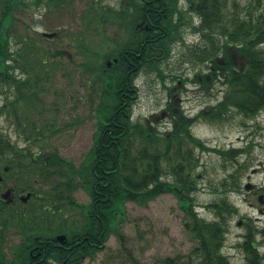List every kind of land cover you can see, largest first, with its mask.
<instances>
[{
  "label": "rangeland",
  "instance_id": "374dc122",
  "mask_svg": "<svg viewBox=\"0 0 264 264\" xmlns=\"http://www.w3.org/2000/svg\"><path fill=\"white\" fill-rule=\"evenodd\" d=\"M103 1L106 4H116V0ZM249 1L227 0L225 10L229 17L234 11L245 14ZM24 2L29 7L23 12H15L13 27L9 26V37L11 36L12 48L15 51L19 49L20 52L22 67L16 66L17 78L21 82L28 79L33 83V88L23 84L18 88L14 84L8 90L2 85V80L0 107L8 102L7 94L9 101H13L21 91L30 93L41 89L33 97L35 106L22 109L21 103L17 105L18 111L7 106L6 113H0V133L8 135L10 141L13 140L21 147H30L33 155L44 153L45 157L51 152H58L61 157L68 158L79 166L93 145V134L98 123L97 110L103 93L101 83L94 81L93 72L86 67L103 61L90 50L118 47L126 42L123 37L128 35V31L117 27L113 22L106 23L104 27L100 24L104 31L102 34V29H99V34L94 29L86 30V13L95 4L93 0H70V5L64 4L65 6L58 8H49L45 3L35 7L34 0ZM184 5L188 6L186 1ZM251 6L255 11L252 12L253 15L264 13V0H252ZM215 10L216 7H210L212 25L215 23ZM189 15L192 16V13ZM195 20V24L200 23V16H196ZM185 26L181 30V39L185 42L178 40L171 41V45L168 43V49L165 53L162 52L164 55H152L147 60L149 65L146 64L133 80L134 86L138 88L132 110L133 119L149 118L163 131L171 126L168 109L171 100L194 117L223 100L227 90L225 83L217 79L208 84L206 89L198 82V74L208 72L207 64L192 60L191 52L205 41L200 28L198 30L191 25ZM44 32L56 34L49 37ZM216 35H213L214 39ZM32 42L39 46L33 54L39 56L47 53V64L39 73L32 69L31 74H26L22 70L25 66L24 57L30 51L29 45ZM257 48L264 52V42L258 44ZM52 52L55 57H52ZM152 60L158 62L164 75L154 69ZM237 64L243 65V62L238 59ZM38 77L42 79L37 84L39 86H36L34 82ZM7 80L6 78L4 82ZM8 105L13 107L10 102ZM34 122L39 127H35ZM20 125L23 126L21 132L18 131ZM193 133L211 148L204 151L197 149L201 165L196 168L198 190L192 193L195 208L200 216L214 219V210L217 209L214 202L227 197L230 202H227L228 207L234 205L237 212H225L227 231L222 250L232 264H246V254L241 243L248 234L249 226L253 225L256 240L260 239L258 231L264 228V202L259 200V195L264 194V109L254 118H245L235 108H230L228 115L222 120L196 119ZM215 149H228L232 154L230 157H223ZM23 160L25 165L31 163L30 157H23ZM25 165L7 174L5 183L8 186L14 185L18 190L28 186L35 190H48L58 178L57 174L40 176L34 164L32 167ZM232 173L236 175V181H231ZM226 178L229 180L227 187L223 184ZM237 182H241L240 190L236 188ZM248 182L254 184L253 189L246 190ZM26 193L27 191L23 193L24 197L27 196ZM73 194L79 204H87L91 200L82 186L76 187ZM39 202L37 198L26 202L18 200L0 211V238L4 236L5 247L15 246L19 242L21 231H25V235L26 231L32 233L30 226L34 227V223L28 220L40 213V208L36 207ZM2 203L4 202H0V205ZM125 208L126 217L120 223L125 239L121 240L115 233L109 234L103 244L104 249L96 251L93 257H87L81 264H157L159 259L166 257H180L185 262L198 245V240L190 229L189 218L174 193L161 194L145 206L128 201ZM21 209L29 212L26 213L24 222L13 215L14 210L22 211ZM65 214L68 215L70 225H80V214H73L71 208H65L63 216ZM61 218L59 214L56 215L55 223H59ZM239 221L242 223L239 224ZM35 236H38L37 232Z\"/></svg>",
  "mask_w": 264,
  "mask_h": 264
},
{
  "label": "trees",
  "instance_id": "16d2710c",
  "mask_svg": "<svg viewBox=\"0 0 264 264\" xmlns=\"http://www.w3.org/2000/svg\"><path fill=\"white\" fill-rule=\"evenodd\" d=\"M16 1L0 0V79L7 77V87L15 84L19 88L23 84L33 88L31 86L33 83L28 79L21 82L11 73L16 66L22 65L19 49H17L19 53L12 55L9 46L11 28L9 26L12 24L10 9H16ZM199 1L198 12L202 21L200 30L205 42L191 52V57L194 61L207 64L208 72H201L197 79L203 88L206 89L208 84L216 79L225 83L227 90L223 100L202 110L194 117L189 116L183 109L177 107L176 101L171 100L168 105L171 126L164 131L149 118L134 120L132 110L138 88H134L133 77L138 70H133L128 75V70L123 68L127 63L124 49H129L130 46L125 42L109 50H90L102 61L118 58V62L107 70L102 63L86 65L87 69L93 72L94 81L101 83L103 93L97 110L98 123L93 135V145L81 165L77 166L68 158L61 157L58 152L46 155L42 165H38L40 158L32 154L30 147H21L20 144L13 143L9 139V154L18 161L9 159L12 170L20 164H26L23 157H30L31 163L25 166L32 167L31 165L34 164L38 175L43 177L58 175L51 189L45 192L39 190L41 203L37 207L40 208V213L28 220L34 223V227L30 226L33 234L26 231V238L31 239L37 232L40 239L45 242L41 247L49 249L57 242L55 236L60 233L67 235V244L71 246L77 237L74 235L76 230L81 233V238L88 237L83 243L74 242L77 245L72 251L67 252L61 247H56L54 254L52 250H47L45 257L53 256L59 261L70 257L71 264L82 263L85 257H93L98 249H104L103 244L109 234L115 233L121 240L125 239L120 223L126 217V202L133 201L145 206L159 195L172 192L178 197L180 206L189 218L190 229L197 238L198 245L185 262L180 257H166L159 259L157 264H232L222 249L227 231L226 213L234 214L237 209L234 205L228 207L230 202L225 197L221 201L214 202L213 205L217 208L214 210L216 217L210 220L198 214L193 201L192 193L198 190L196 168L201 165L197 149L201 151L211 149L202 139L194 135L193 124L196 119L201 118L210 121L222 120L228 115L230 108H235L245 118H254L264 109V52L257 48L258 44L264 42V13L253 15L252 12L255 11L252 10V0H250L245 14H241L242 11H234L229 17L225 10L227 0H216L214 33L211 23V3L209 0ZM8 2L9 9H6ZM59 6L60 3L57 4V7ZM86 16L88 27L93 23L103 24L110 20L108 12L99 11L95 5L90 6ZM95 29L99 34V29L102 28L96 26ZM214 34H217L216 39L213 37ZM153 42L146 47L149 49L146 61L152 55L161 54L168 49V42L165 40ZM29 46L30 51L24 57L23 70L26 74H31L32 69H36L39 73L47 64V53L37 56L33 53L39 46L34 42ZM84 48L89 50L85 46ZM52 57H55L54 52ZM238 59L243 65L237 64ZM6 66L8 73L3 74ZM152 66L164 75L156 60H152ZM41 79L42 77H38L34 84L39 86L37 84ZM40 89L32 90L30 93L19 92L16 100L10 102L13 107L9 106V108L18 111L17 105L21 103L22 109L35 106L33 97ZM34 126L39 127L35 122ZM18 129L21 132L23 126L20 125ZM214 151L223 157H230L232 154L228 149ZM230 179L236 181V175L232 173ZM228 181V178L223 180L225 187L228 186ZM78 186L86 189L91 197L90 203L76 202L73 193ZM29 188L33 189L32 186ZM236 188L241 189V182H237ZM33 195H37L35 191ZM9 205L4 202L0 211ZM65 208H71L73 214L81 215L80 225L72 223L70 225L68 215L63 216ZM33 211L36 213V208ZM27 212L25 209L14 210L13 215L24 222ZM58 214L62 218L59 223H55L54 216ZM254 231L255 229L250 227L245 240L241 243L248 257L246 264H255L259 259ZM26 244L27 242L25 247Z\"/></svg>",
  "mask_w": 264,
  "mask_h": 264
},
{
  "label": "flooded vegetation",
  "instance_id": "af4514ba",
  "mask_svg": "<svg viewBox=\"0 0 264 264\" xmlns=\"http://www.w3.org/2000/svg\"><path fill=\"white\" fill-rule=\"evenodd\" d=\"M24 1L25 0H17L16 9H10L12 26L13 20L15 19V12H23L27 6L29 7V5L25 4ZM185 1L188 5L187 7L184 5ZM209 1L211 3V7L215 8L216 0ZM44 3L49 8H58V3H60L62 7L64 4L70 5V0H34L35 7H39ZM199 4V0H116L115 5H111L108 2L106 4L102 1L101 5H103L104 8H107L110 16L109 19H112L114 25L116 24L117 27L128 31V35H124L123 37L125 41L130 44L129 49H124V56L127 58V63L124 64L123 68L128 70V75H130L133 70L142 69V67L146 65V59L149 53V49L146 47L149 43L151 44L152 41H154L153 43L157 42V40H165L166 42H175L178 40L182 41L181 30L185 25V27L195 25V18L196 16H199ZM9 5L10 4L8 2L6 9H9ZM189 13H192V16H190ZM6 30L5 32L8 36V32ZM151 32L153 34H150ZM213 32L215 33L214 25ZM10 38L11 36L9 37V46L11 48L12 55H15L18 51H15L12 48ZM184 42L185 41L183 40L182 43ZM112 66L113 64L110 65L109 68ZM7 73L8 71L6 66L3 74ZM8 141V135L1 132L0 177H2V179L0 180V202L5 201L3 199V195L6 191L10 190L9 196L14 199L12 201L13 203L14 201L21 200L23 193H19L16 186H8L5 183L7 174L11 167L9 165ZM2 206L3 205H0V207ZM19 230L21 231V229ZM20 233L21 237H19V242L15 246L9 248L5 247L6 240L3 238L4 236H1L0 264H71L72 259H70V257L65 258L63 261H59L53 256H49L48 258L45 257V253L47 250H52V253L54 254L56 247H61V249H65L69 252L72 251L75 245L88 240L87 236L84 239L81 238V233L76 230L74 235L77 237L74 239L71 246L67 244L68 237L61 241L58 239L57 234L55 236V241L57 242L48 249L47 247H41V244L45 242L43 239H40L39 235H34V237L29 239L26 238L25 231H21ZM259 236L260 239L257 240L258 244H256V248L259 256V264H264V228L260 230ZM25 242H27L26 247ZM97 252H99V249Z\"/></svg>",
  "mask_w": 264,
  "mask_h": 264
},
{
  "label": "bare ground",
  "instance_id": "6f19581e",
  "mask_svg": "<svg viewBox=\"0 0 264 264\" xmlns=\"http://www.w3.org/2000/svg\"><path fill=\"white\" fill-rule=\"evenodd\" d=\"M93 1H94V3H95V4H94L95 7H97V8L99 9V11L103 10V6L101 5V0H93ZM103 11H104V10H103ZM111 20H112V19H111ZM106 23H110V22L107 21V22H105V23H103V24H102V23H100V24H101V26L104 27ZM94 24H96L97 27H100V24H98V23H93V24L91 25V27H88V24L86 23V24H85V25H86V27H85L86 30H88V31H91V30H93V29L96 30V29H95L96 26H95V27L93 26ZM10 27L12 28L13 26L11 25ZM100 28H101V27H100ZM72 37H73V36H72ZM19 66H21V65H18L17 68H18ZM17 68H14V69L11 70V73H12L14 76H17V74H16V72H15ZM22 70H23V68H22ZM23 71H24V70H23ZM2 78H3V76H2ZM6 78H7V77H6ZM0 80H1V79H0ZM3 80L5 81L6 79H3ZM1 81H2V80H1ZM1 81H0V82H1ZM4 81H2V85H4V86L9 90L10 87H7L6 82H4ZM6 96H7L6 98H8V102L3 103V105L0 107V113L3 112L4 114L6 113L5 110H6L7 106H10V105H8L9 102H14V101L16 100V99H15V100H13V101H12V100L9 101L8 94H7ZM4 106H5V107H4ZM10 155H11V154H10ZM44 158H45V157L40 158V160L38 161L39 165H42ZM11 159H13L15 162H18V161H17V158L13 157L12 155H11ZM21 166H24V165H23V164H22V165L20 164V165H18L16 168L21 167ZM16 168H15V169H16ZM28 188H29V187H28ZM28 188L23 187V188H20V190H21V189H25V190L22 191V192L27 191V193H30L31 195H30L29 199L37 198L38 200H40L41 193H40V196H38V192H39V190H35L34 188H33L34 190H33L32 188H29V189H31V190H29ZM27 189H28V190H27ZM49 189H51V188H48V190H49ZM48 190H40V191H44V192H45V191H48ZM34 191H35L36 194H37L36 196L33 195V192H34ZM39 203H41V200H40ZM37 206H38V204H36V207H37ZM14 218L17 219V216H14ZM18 220H19V219H18ZM4 223H5V225H6V222H4ZM246 259H247V261H248V257H247V256H246ZM246 259H245V260H246ZM255 264H259V259H257V261H256Z\"/></svg>",
  "mask_w": 264,
  "mask_h": 264
},
{
  "label": "water",
  "instance_id": "95a60500",
  "mask_svg": "<svg viewBox=\"0 0 264 264\" xmlns=\"http://www.w3.org/2000/svg\"><path fill=\"white\" fill-rule=\"evenodd\" d=\"M49 35L52 36L54 34H49ZM116 60L117 59H115V61ZM109 64H111V62H109ZM0 179H1V177H0ZM250 187H251V185L250 184H247V188H250ZM8 194H9V192H7L6 194H4V197H6L10 201L11 199L8 198ZM30 195L31 194L28 193L27 196L23 197V200L24 201H27L29 199ZM65 238H66V235H64V234H61V235L58 236V239L61 240V241H63Z\"/></svg>",
  "mask_w": 264,
  "mask_h": 264
}]
</instances>
